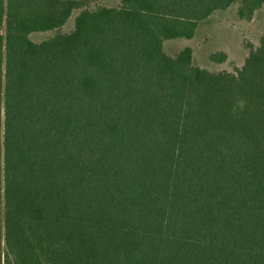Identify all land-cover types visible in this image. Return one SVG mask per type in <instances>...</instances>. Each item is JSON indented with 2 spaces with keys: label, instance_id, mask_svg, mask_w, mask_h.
<instances>
[{
  "label": "trees",
  "instance_id": "1",
  "mask_svg": "<svg viewBox=\"0 0 264 264\" xmlns=\"http://www.w3.org/2000/svg\"><path fill=\"white\" fill-rule=\"evenodd\" d=\"M96 1L0 0V264H264V36L165 51L264 0Z\"/></svg>",
  "mask_w": 264,
  "mask_h": 264
},
{
  "label": "rangeland",
  "instance_id": "2",
  "mask_svg": "<svg viewBox=\"0 0 264 264\" xmlns=\"http://www.w3.org/2000/svg\"><path fill=\"white\" fill-rule=\"evenodd\" d=\"M121 0H97L89 7L98 6L116 7ZM75 19H71L61 31L70 33L73 30ZM57 32L36 33L31 40L41 43L55 36ZM264 36V7L256 14L252 21H240L236 11L231 9L200 26L192 40H175L165 45L167 55L175 56L181 49L189 47L194 52V64L210 71H234L244 64L252 46L259 44ZM225 53L228 60L225 63H216L211 56L216 53Z\"/></svg>",
  "mask_w": 264,
  "mask_h": 264
}]
</instances>
